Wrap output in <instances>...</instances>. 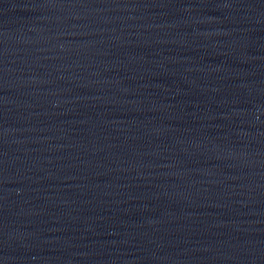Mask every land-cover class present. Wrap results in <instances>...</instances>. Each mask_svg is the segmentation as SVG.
I'll use <instances>...</instances> for the list:
<instances>
[{
	"label": "water",
	"instance_id": "1",
	"mask_svg": "<svg viewBox=\"0 0 264 264\" xmlns=\"http://www.w3.org/2000/svg\"><path fill=\"white\" fill-rule=\"evenodd\" d=\"M0 264H264V0H0Z\"/></svg>",
	"mask_w": 264,
	"mask_h": 264
}]
</instances>
